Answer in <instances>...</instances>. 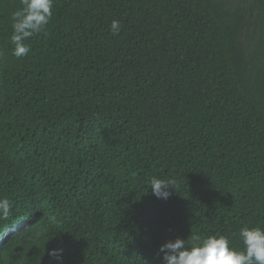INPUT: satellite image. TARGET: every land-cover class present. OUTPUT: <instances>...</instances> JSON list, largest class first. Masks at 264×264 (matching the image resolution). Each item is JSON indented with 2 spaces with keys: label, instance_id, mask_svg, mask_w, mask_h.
I'll use <instances>...</instances> for the list:
<instances>
[{
  "label": "trees",
  "instance_id": "obj_1",
  "mask_svg": "<svg viewBox=\"0 0 264 264\" xmlns=\"http://www.w3.org/2000/svg\"><path fill=\"white\" fill-rule=\"evenodd\" d=\"M21 7L0 0V264H163L191 234L242 249L264 226V0H53L16 58Z\"/></svg>",
  "mask_w": 264,
  "mask_h": 264
},
{
  "label": "clouds",
  "instance_id": "obj_2",
  "mask_svg": "<svg viewBox=\"0 0 264 264\" xmlns=\"http://www.w3.org/2000/svg\"><path fill=\"white\" fill-rule=\"evenodd\" d=\"M23 7L11 15L12 34L10 43L12 55L22 58L28 55L31 37L47 34V26L53 16V0H22ZM113 36L119 35L121 23L114 19L110 25ZM171 178L151 177L149 185L157 198L167 199L169 186L174 187ZM12 205L7 199H0V219H7ZM242 249L231 245L224 235L201 237L191 234L186 240L176 238L166 241L159 248L163 253V264H264V226H244L239 231ZM59 250L52 249L49 255L59 262Z\"/></svg>",
  "mask_w": 264,
  "mask_h": 264
}]
</instances>
